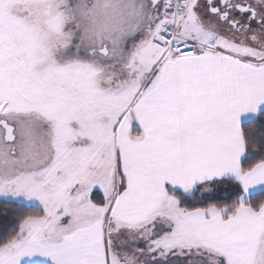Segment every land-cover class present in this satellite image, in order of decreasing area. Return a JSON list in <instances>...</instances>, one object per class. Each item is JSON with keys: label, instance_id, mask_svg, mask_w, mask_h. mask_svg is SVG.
<instances>
[{"label": "snow or ice", "instance_id": "1", "mask_svg": "<svg viewBox=\"0 0 264 264\" xmlns=\"http://www.w3.org/2000/svg\"><path fill=\"white\" fill-rule=\"evenodd\" d=\"M0 264H264V0H0Z\"/></svg>", "mask_w": 264, "mask_h": 264}]
</instances>
